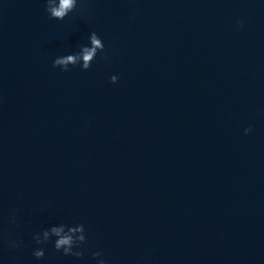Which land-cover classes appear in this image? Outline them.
<instances>
[{
	"label": "clouds",
	"instance_id": "9594fccd",
	"mask_svg": "<svg viewBox=\"0 0 264 264\" xmlns=\"http://www.w3.org/2000/svg\"><path fill=\"white\" fill-rule=\"evenodd\" d=\"M78 7L80 11H84L86 0H45L44 10L48 14L49 19L62 21L70 13L77 11ZM243 23L242 20H238V28H243ZM98 55L104 60L109 58L102 39L96 32H91L88 36L87 45H81L78 52L56 57L52 66L53 68H59L62 72H68L70 66L79 65L82 71H87L91 68L93 61ZM117 81L118 76L116 75H112L109 78V82L112 84L117 83ZM252 131L253 128L249 126L244 129V134L248 135ZM18 213L19 209H11L8 215V223H17ZM33 240L36 245H45L52 242L56 252L64 256L81 259L85 256L84 246L88 243V236L84 224L69 225L60 223L34 233ZM0 244L7 248L19 249L23 246V241L13 239L9 233L0 231ZM32 256L36 260H42L45 257L44 248H33ZM91 257L96 261V264H107L106 259L103 258L102 251H93Z\"/></svg>",
	"mask_w": 264,
	"mask_h": 264
}]
</instances>
